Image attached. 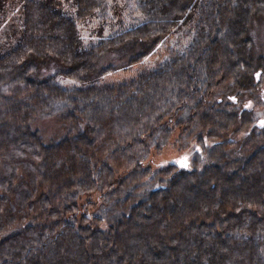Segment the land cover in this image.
<instances>
[{"label":"trees","instance_id":"1","mask_svg":"<svg viewBox=\"0 0 264 264\" xmlns=\"http://www.w3.org/2000/svg\"><path fill=\"white\" fill-rule=\"evenodd\" d=\"M111 1L0 0V264H264V0H133L82 46ZM174 129L193 166H144Z\"/></svg>","mask_w":264,"mask_h":264},{"label":"rangeland","instance_id":"2","mask_svg":"<svg viewBox=\"0 0 264 264\" xmlns=\"http://www.w3.org/2000/svg\"><path fill=\"white\" fill-rule=\"evenodd\" d=\"M5 2H7L8 4L10 1ZM63 5L67 8L68 2H63ZM6 7V16L3 19L1 25L9 23L10 18L12 17L11 6L9 11ZM129 15H131V17L136 16L133 0H112L111 7L107 11V14L104 19L92 17L87 18L79 24V36L82 41V46H87L90 43L97 41L100 37L107 36L109 32H111L110 30L115 29L117 25H125L128 22ZM251 33L253 38L254 50L264 52V17L261 18L259 21L255 22V24L252 26ZM171 42L172 36L164 38L158 45H156L152 49L149 54L145 55L144 57H141L135 62H131L127 66L118 67L101 75L98 80L115 81L129 79L135 74L139 67L150 66L155 64L157 61H160L161 56L164 55L166 49L170 46ZM50 71H54V68H47L44 70L43 73H47ZM56 80L61 85L65 86L74 83L73 79L60 75L56 76ZM258 91L264 96V77L259 83ZM250 100L251 103L249 105L252 106L255 111L258 110L260 114L259 116L263 118V112L260 110L261 108H263V106L258 105V103H256V99L254 98H251ZM261 101L264 102L263 100ZM35 125L39 127L40 131L42 132L45 138H49L59 132V125L54 121L53 118L50 117L38 119ZM179 132L180 129H174L169 135V140L167 144L158 149L153 148L150 151L149 156L144 160L143 165L150 166L151 168L165 167L170 163H179L180 166L182 165L184 167L193 166V159H195L196 157L198 148L194 147L195 144H193L192 147L178 146L175 143V139L178 137ZM91 196L95 197V194H91ZM84 198L85 197H83V199Z\"/></svg>","mask_w":264,"mask_h":264}]
</instances>
